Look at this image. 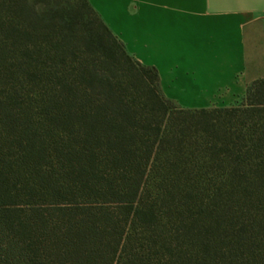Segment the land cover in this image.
Here are the masks:
<instances>
[{
    "label": "trees",
    "instance_id": "1",
    "mask_svg": "<svg viewBox=\"0 0 264 264\" xmlns=\"http://www.w3.org/2000/svg\"><path fill=\"white\" fill-rule=\"evenodd\" d=\"M0 264H264V77L182 108L88 0H0Z\"/></svg>",
    "mask_w": 264,
    "mask_h": 264
},
{
    "label": "crops",
    "instance_id": "2",
    "mask_svg": "<svg viewBox=\"0 0 264 264\" xmlns=\"http://www.w3.org/2000/svg\"><path fill=\"white\" fill-rule=\"evenodd\" d=\"M88 1L179 107L237 105L264 77L247 66L248 41L264 37V0Z\"/></svg>",
    "mask_w": 264,
    "mask_h": 264
},
{
    "label": "rangeland",
    "instance_id": "3",
    "mask_svg": "<svg viewBox=\"0 0 264 264\" xmlns=\"http://www.w3.org/2000/svg\"><path fill=\"white\" fill-rule=\"evenodd\" d=\"M247 51L249 71L256 75L264 76V37L256 44L248 41Z\"/></svg>",
    "mask_w": 264,
    "mask_h": 264
}]
</instances>
